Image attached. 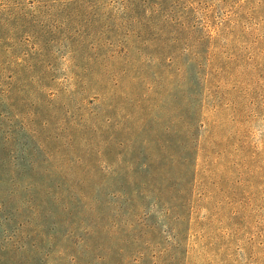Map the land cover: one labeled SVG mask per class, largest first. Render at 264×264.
Masks as SVG:
<instances>
[{
    "label": "rangeland",
    "instance_id": "obj_1",
    "mask_svg": "<svg viewBox=\"0 0 264 264\" xmlns=\"http://www.w3.org/2000/svg\"><path fill=\"white\" fill-rule=\"evenodd\" d=\"M0 264H264V0H0Z\"/></svg>",
    "mask_w": 264,
    "mask_h": 264
},
{
    "label": "trees",
    "instance_id": "obj_2",
    "mask_svg": "<svg viewBox=\"0 0 264 264\" xmlns=\"http://www.w3.org/2000/svg\"><path fill=\"white\" fill-rule=\"evenodd\" d=\"M158 6H156L155 8H153L152 9V11L154 12V13H157V12H161L164 16H165V18H171L172 16H171V14L168 12V11H163L162 9H160V8H157ZM127 9H129L128 7H127ZM190 151H188L187 153H189ZM183 163L185 164V165H190V163H189V157H184V161H183Z\"/></svg>",
    "mask_w": 264,
    "mask_h": 264
}]
</instances>
